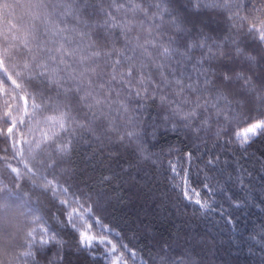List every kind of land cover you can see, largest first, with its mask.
<instances>
[{
    "label": "snow or ice",
    "instance_id": "snow-or-ice-1",
    "mask_svg": "<svg viewBox=\"0 0 264 264\" xmlns=\"http://www.w3.org/2000/svg\"><path fill=\"white\" fill-rule=\"evenodd\" d=\"M170 3L27 0L18 5L27 10V20L5 21L0 31V141L6 145L0 149V264H65L67 242L60 228L75 234L78 251L93 255L99 249L106 264L138 258L124 243L125 234L104 222L105 197L69 183L64 164L78 144L105 141L135 146L141 159L151 160L154 153L140 131L149 101L158 106L159 127L196 136L211 131L214 139L227 137L226 143L239 148L264 135V80L254 78L255 68L264 67V0H192L193 8L227 15L236 35L222 41L203 33L189 39L186 18L174 14ZM16 6L4 2L0 12L10 15ZM238 36L258 42L257 48L241 47ZM194 49L202 52L193 77L184 66ZM232 59H241L246 70L220 71L214 64ZM192 157L187 152L179 159L191 163ZM168 163L180 176V195L210 209L218 189L205 182L198 191L185 169L178 172L173 161ZM44 201L63 219L53 217L50 224ZM153 240L162 253L160 264H191L183 256H169L170 243L155 235Z\"/></svg>",
    "mask_w": 264,
    "mask_h": 264
},
{
    "label": "trees",
    "instance_id": "trees-1",
    "mask_svg": "<svg viewBox=\"0 0 264 264\" xmlns=\"http://www.w3.org/2000/svg\"><path fill=\"white\" fill-rule=\"evenodd\" d=\"M4 2L17 6L10 15L0 12V31L5 28L6 20L16 23L21 16L28 18L27 10L18 6L27 0H0V4ZM168 6L174 14L186 18L189 39L200 33L217 41L236 35L227 15L220 9H196L192 7V0H172ZM237 39L242 41L241 47L249 51L258 46L251 38L238 36ZM201 52L194 49L193 58L184 66V71L193 77L194 68L199 67L196 58ZM214 64L220 71L247 68L241 59ZM261 64L264 65V61ZM254 78L257 82L264 80V67L255 68ZM158 123V106L149 101L140 131L148 150L154 153L151 160L141 159L135 146L105 141L103 146L78 144L64 164L69 183H78L94 197H105L104 222L122 231L126 236L124 243L138 253V258H129L128 264H160L158 254L162 253L153 235L172 245L169 256H183L191 264H264V135L254 137L244 148H239L234 142L226 143L227 137L214 139L211 131L196 136L188 130L159 127ZM84 138L91 140L87 135ZM4 147L6 145L0 141V149ZM98 147H102L99 153ZM187 152L193 154L191 163L179 159ZM213 157H219L218 162L206 164ZM170 160L177 165L178 172L181 168L186 170L198 191L205 182L218 189L210 209L202 210L180 195L177 186L180 176L171 170ZM103 177H111V181H104ZM23 188L31 191L28 184ZM232 200L239 201L240 206ZM42 207L49 215L50 224L54 223L53 217L63 219L56 206L44 201ZM93 228L96 230L98 226L94 224ZM59 231L67 242L65 264H106L99 259V249L93 255L78 251L75 234L68 228ZM54 252L52 249L49 257ZM42 264L47 262L42 260Z\"/></svg>",
    "mask_w": 264,
    "mask_h": 264
}]
</instances>
